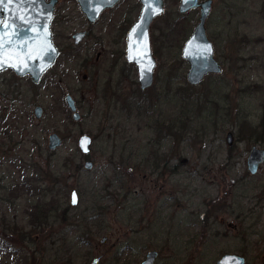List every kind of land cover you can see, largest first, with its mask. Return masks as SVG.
Segmentation results:
<instances>
[{
  "label": "rangeland",
  "instance_id": "rangeland-1",
  "mask_svg": "<svg viewBox=\"0 0 264 264\" xmlns=\"http://www.w3.org/2000/svg\"><path fill=\"white\" fill-rule=\"evenodd\" d=\"M164 1L150 29L155 81L144 93L125 60L139 0L94 25L77 0H59L52 30L63 52L53 68L38 85L0 75V240L17 249L0 250V264H141L150 251L156 264H215L228 253L264 264V163L256 175L247 166L253 147L264 150V0L214 3L207 34L223 71L194 90L181 53L199 10L180 18V0ZM81 31L89 34L76 46ZM20 89L14 101L8 91ZM53 133L63 139L55 151ZM82 135L93 139L88 156Z\"/></svg>",
  "mask_w": 264,
  "mask_h": 264
},
{
  "label": "water",
  "instance_id": "water-1",
  "mask_svg": "<svg viewBox=\"0 0 264 264\" xmlns=\"http://www.w3.org/2000/svg\"><path fill=\"white\" fill-rule=\"evenodd\" d=\"M121 1L124 0H77L81 12L92 24L105 10L114 8ZM139 1L142 9L138 20L127 33L125 59L136 67L140 89L146 91L154 85V71L157 65L152 52L150 29L153 22L164 14L165 1ZM217 1L220 0H189L187 3L180 0V15L199 10L198 22L181 53L182 59L189 65L186 79L192 87L200 86L208 76L219 75L223 71L215 58L214 44L207 34V22ZM57 4L58 0H4V3L0 4V72L12 69L19 76H30L33 83H40L42 76L55 65L61 54L53 42L51 30ZM84 36L85 33H77L74 36L75 44H79ZM66 103L73 113V119L79 121L81 115L71 95L66 96ZM43 113L42 107L35 109L37 119H41ZM85 138L86 142L82 146ZM233 138L232 133L227 135L229 145H233ZM62 144L63 139L58 134L53 133L49 137L48 148L51 151L57 150ZM92 145L91 136H80L78 148L84 156L90 155ZM263 163L264 150L253 147L247 159L248 170L252 175H256ZM84 166L90 170L93 163L87 161ZM79 202V194L74 190L71 205L76 207ZM158 258L157 251H150L141 264H156ZM99 262L100 259L95 258L90 264ZM215 264H246V259L239 255L225 254Z\"/></svg>",
  "mask_w": 264,
  "mask_h": 264
},
{
  "label": "trees",
  "instance_id": "trees-1",
  "mask_svg": "<svg viewBox=\"0 0 264 264\" xmlns=\"http://www.w3.org/2000/svg\"><path fill=\"white\" fill-rule=\"evenodd\" d=\"M191 13L192 12H190V13H188L187 15H181V16H179L180 18H182V16H188V15H191ZM177 21H181L180 19H178ZM176 22V21H175ZM176 24H177V22H176ZM170 28H169V30L170 31H173L174 30V28H175V25L174 26H170L169 25V23L167 24ZM211 76V75H210ZM213 78V77H212ZM179 79V78H178ZM183 79H184V75H183V77H182V82H183ZM213 79H217V77L216 78H213ZM174 80H175V77L172 75V73L171 74H169L168 76H167V78H165L164 77V80L162 81V83L164 84V87L162 88L163 89V91H165V93H169V91H173V89L171 90V87H172V84H174ZM161 82V81H160ZM185 84L186 85H188L187 86V88L190 86L189 84H187L186 83V81H185ZM210 86L214 89V90H216L215 88L216 87H219L220 86V84H217V82H215V86L216 87H214L213 85H212V83L210 84ZM157 88V87H156ZM189 89H195V87H192V86H190L189 87ZM181 90H182V88H181ZM140 91V90H139ZM148 91V90H147ZM178 91H179V89H178ZM33 216L34 217H36L37 219L39 218V214L38 213H35V214H33ZM6 238V239H5ZM5 238H3L2 240H0V250L2 251V252H4V253H6L7 255H9V253L10 254H12V255H16L17 256V252H16V248H15V244H14V240L13 239H9L8 237H5ZM5 254V255H6ZM7 257H9V256H7ZM9 258H11V257H9ZM15 263H17V262H14V264ZM23 263V259H22V261H21V263L20 264H22Z\"/></svg>",
  "mask_w": 264,
  "mask_h": 264
},
{
  "label": "flooded vegetation",
  "instance_id": "flooded-vegetation-1",
  "mask_svg": "<svg viewBox=\"0 0 264 264\" xmlns=\"http://www.w3.org/2000/svg\"><path fill=\"white\" fill-rule=\"evenodd\" d=\"M47 2H49L50 0H46ZM121 2H123V1H121ZM120 2V3H121ZM78 3V2H77ZM119 3V4H120ZM118 4V5H119ZM59 5V0H58V4L56 5V7ZM56 7H55V9H56ZM116 7V6H115ZM114 7V8H115ZM80 8V7H79ZM114 8H111V9H114ZM111 9H107V10H105L103 13H102V15L106 12V11H108V10H111ZM81 11V10H80ZM83 14V13H82ZM84 15V14H83ZM102 15L100 16V18L94 23V24H96L100 19H101V17H102ZM54 16H55V11H54ZM85 16V15H84ZM86 18V17H85ZM86 21H87V23L88 24H90V25H94V24H92V23H90L87 19H86ZM53 22H54V19H53V21H52V25H53ZM3 23H4V21H3ZM51 30H52V26H51ZM52 32H53V30H52ZM77 33H85V36H84V38H83V40L79 43V44H75V40H74V36L77 34ZM77 33H75L74 34V36L72 37V39L74 40V44L77 46V45H81L82 43H83V41L85 40V38L88 36V34H89V31H81V32H77ZM53 41H54V33H53ZM55 44V43H54ZM58 48V47H57ZM125 48H126V46H125ZM59 49V48H58ZM60 51V50H59ZM61 52H63V51H60V53ZM99 56H100V54H98ZM60 56H61V54H60ZM59 59V58H58ZM126 60V59H125ZM56 64V63H55ZM129 64V63H128ZM130 65H133V64H130ZM134 66V65H133ZM53 68V67H52ZM51 68V69H52ZM136 68V67H135ZM49 71V70H48ZM47 71V72H48ZM6 72H12L17 78H19V79H21V78H25V77H29L30 79H31V77L30 76H19V75H17L12 69H6V70H3V71H1L0 72V75L1 74H3V73H6ZM46 72V73H47ZM43 77V76H42ZM42 79V78H41ZM32 81V80H31ZM41 81V80H40ZM33 82V81H32ZM139 83V82H138ZM35 84V83H34ZM36 85H38V84H36ZM140 86V85H139ZM149 90V89H148ZM147 91V90H146ZM146 91H141L142 93H144V92H146ZM8 94L13 98V100L14 101H17L18 99H21V97H22V94H23V91L20 89V91H8ZM37 107H40V106H36L35 107V109L37 108ZM35 109H34V114H35ZM44 114V113H43ZM36 117V116H35ZM228 254H230V253H228ZM234 255H239V254H234ZM239 256H242V255H239ZM243 257V256H242ZM246 259V258H245Z\"/></svg>",
  "mask_w": 264,
  "mask_h": 264
},
{
  "label": "snow or ice",
  "instance_id": "snow-or-ice-1",
  "mask_svg": "<svg viewBox=\"0 0 264 264\" xmlns=\"http://www.w3.org/2000/svg\"><path fill=\"white\" fill-rule=\"evenodd\" d=\"M185 2L187 3V2H189V0H185ZM2 3H4V0H0V4H2ZM149 71H150V69H149ZM85 142H86V138H85V141H82V146ZM73 202L75 203V200Z\"/></svg>",
  "mask_w": 264,
  "mask_h": 264
},
{
  "label": "bare ground",
  "instance_id": "bare-ground-1",
  "mask_svg": "<svg viewBox=\"0 0 264 264\" xmlns=\"http://www.w3.org/2000/svg\"><path fill=\"white\" fill-rule=\"evenodd\" d=\"M193 12V11H192ZM152 88V87H151ZM141 90V89H140Z\"/></svg>",
  "mask_w": 264,
  "mask_h": 264
}]
</instances>
